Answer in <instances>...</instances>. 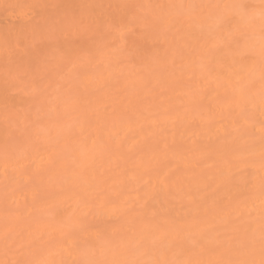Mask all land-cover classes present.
<instances>
[{"label": "bare ground", "instance_id": "1", "mask_svg": "<svg viewBox=\"0 0 264 264\" xmlns=\"http://www.w3.org/2000/svg\"><path fill=\"white\" fill-rule=\"evenodd\" d=\"M78 1L98 14L103 0ZM114 3L118 17L91 15L97 42L40 63L41 81L12 68L0 82V262L208 264L233 250L259 264L264 0ZM6 6L4 20L28 13ZM241 158L247 174H232ZM220 223L239 250H212Z\"/></svg>", "mask_w": 264, "mask_h": 264}, {"label": "rangeland", "instance_id": "2", "mask_svg": "<svg viewBox=\"0 0 264 264\" xmlns=\"http://www.w3.org/2000/svg\"><path fill=\"white\" fill-rule=\"evenodd\" d=\"M49 1L50 0H46V1H44V4H43L42 0H0V3H1L0 4V12H1V10L3 11L7 7L6 5L10 6V4H15V2H17L18 4H24L27 7V9H28V13H26V14H24L22 16H17V17H20L22 19H18V18H15V17L11 16L10 18L7 17L8 19L4 20V17L1 18V16H3L2 15L3 13H0V21H1L0 23H2L0 25V27H3V25H4L2 30H0V36H4V37H0V41H1L0 42V82L1 83L6 81V79H5L6 77L5 76L8 75V72L12 71V68H19L20 70L21 69L22 70L23 69H27V74L25 73L26 72L25 71L24 73H22L21 76L19 75L21 78H23L22 76L24 74H25L24 75L25 77L30 74L29 77L31 76L32 79L41 81L40 78L42 76L39 77L41 73H38L39 70H40V68H38V67L44 65L45 61L50 63L51 59L49 57H56V56L63 57L64 56L69 61L73 55H75V54L80 52L79 50H75V51L71 52L69 50L70 48L73 49V47H75V49H76V48H78L80 46L82 47L83 46L82 44H86L87 41L88 42H90V41L93 42L95 38H99V35L96 34V32H95L96 30L98 31V29H97V27L96 28L94 27V22H97V20H96L97 17L94 16L96 18V19H94V17L92 18V16H91V15L97 14V12H98L97 10L94 11V9H92L91 13H93V14H90V12L88 13V11H85V9L81 10L80 8H82L84 6L78 7L77 4L79 5V1L76 2V3L74 2V1H77V0H74V1L73 0H51L53 2H51V1L49 2ZM98 1L101 2L102 0H98ZM119 1H122V0H119ZM54 2H56V3L54 4ZM102 2L104 3L105 0H103ZM102 2H101V6L102 7L98 8L99 9V13L97 15L101 16L100 15V10H102V8H103V12H101V13L103 15H104V13L107 15V16L104 15V17L107 20H110L112 18L110 16V15H112L111 14L112 12H113V15H116L118 12L120 13V14H118V16L121 15L120 10L118 9L119 5H117L118 7H115L116 6L115 3H114L115 5L111 4V2H116L117 3V0L107 1V2H110V3H106L105 2L104 4ZM40 3L43 5L42 7H41ZM112 5H114L113 6L114 8H112ZM84 8H86V7H84ZM120 9H121V7H120ZM86 10H88V9H86ZM117 10H118V12H115ZM84 11H85L86 15L90 14L89 15L90 19H88L89 16L87 17L85 15ZM78 16H80V17H78ZM81 16H83V17L81 18ZM118 16L116 15V17H118ZM104 17L103 18L100 17L101 22H103ZM108 18H110V19H108ZM88 20H91V22H89ZM92 21H94V22H92ZM75 22H76V24H72V23H75ZM97 23H99V25L101 24L100 21H98ZM30 24H34L33 27L36 26V27H34L33 31L30 30V26H31ZM71 24L73 25L72 27H70ZM97 25L98 24H96V26ZM132 26H133V30H132L133 32L132 33H128V34L126 33L124 35L126 37V39L124 37L125 41L130 40V38H132V39L134 38L135 39V37H136L135 35H136V30L138 29V27H137L138 25L134 24ZM94 28H95V31L93 30ZM99 28H100V26H99ZM98 32H99V34H102V33H100L101 32L100 30ZM103 36H104V34H103ZM103 36H101V37H103ZM1 39H3L4 41L1 40ZM96 40L97 39H95L94 43L97 42ZM132 41H134V40H132ZM136 41L137 40L135 39V42ZM246 52L248 53V51H246ZM242 58H244L243 59L244 61H245V59L247 60L246 56H244ZM248 58H250V57H248ZM25 62L27 64H24ZM75 64H77V63H75ZM23 65L24 66L26 65V66L24 67ZM45 65H47V64H45ZM206 65H208L207 68H210V66H211V68L214 67V66L212 67L213 64H211V63H207ZM42 67H44V66H42ZM35 69H39V70H35ZM33 72H35V73H33ZM32 73L34 75H32ZM20 74H21V72H20ZM41 75H43V74H41ZM11 94H12V92H10V95ZM143 100L145 102L146 99H143ZM46 104L43 105L44 108H42V110L45 109L47 111H50L49 109H52V105H51L50 108L47 109V105ZM48 104H51V103L48 102ZM19 108H21V107H19ZM2 122H3V120H0V125H2L4 123V122L3 123ZM4 126H6L5 123H4ZM2 128L3 127L0 126V130ZM4 134H5V132H4ZM208 143H210V142H208ZM208 146L211 147V145H208ZM208 146H206L207 150H208ZM205 159L206 158L199 157V160H198V158H197V160L199 162L201 161V163L196 161V162H198L197 166H199V168L200 167L202 168L200 170L203 173H205L204 171L209 170L207 167H209V168L211 167L212 168V166H213V165L210 164V162H208V160L206 162ZM208 159L210 160V158H208ZM230 160H231V158H230ZM231 161H235V160H231ZM237 161H239L237 163H239L241 165V167H242V168L239 167V168H241V170L238 168L239 170L235 169L236 171L235 170L232 171V172L235 171V173H232L231 171L230 172L232 174H236V173H238V172H240L242 170L243 171L247 170L245 172L247 174V172H248L247 168L250 167L249 164H250L251 158L245 159V160H243L241 158V159H239ZM208 163H209V165H208ZM205 164L208 165V166L205 167L204 166ZM242 164H244L245 167L242 166ZM100 167L101 166H98V168H100ZM235 168H237V167L235 166ZM231 173H228V174H231ZM228 174H226V175H228ZM236 176H238V175H236ZM237 217L240 218L239 215ZM237 217L233 218V217L230 216V219L232 218L231 219V223L232 224H233V221L237 222V220H236ZM100 219L101 218H98V219L94 220V222L95 221L97 222V220L102 222L103 218L101 220ZM110 219L111 218H106V223H105V221H104L105 218H104V220H103L104 224H102V223L100 224V222H97V223H99L98 225H100V226L101 225H105L107 223H112L113 219H111L112 222H111ZM230 219H229V223L227 222L228 226L231 225L230 224ZM107 220H110V222H107ZM236 222H234V224ZM221 223H223V222L221 221ZM221 223H220V228L221 229H217V226H216L215 230L216 231L219 230V232L217 231V233H220V231H221L222 235H225V233H226L225 230L228 231L227 235H226L227 237L224 236V238L221 239L223 236H221V234H220V236L218 238V234H217V238L213 237V239H212L211 235L209 233H211V231H213V230L210 229L211 231L210 232L208 231L207 234L211 238L210 240L212 241V245L214 244L212 246L213 247L212 250H214L217 246H219V247L220 246L221 247L224 246V248H225V246H227V248H229V249L233 246L234 247V248L232 247L233 249L237 248L236 250H239V248L236 247V246L239 245L238 243H240V242H237L239 240H237L234 237L235 235H233L235 232H237V230H235V231L233 230L232 231L233 233H232L230 231V229L227 230L228 229L227 226H226L227 223H225V221H224V223L226 225L225 224H221ZM239 223H241V222H239ZM234 224H233V226H234ZM223 225H224V227L226 229L222 227ZM228 233H230L231 236L230 235L228 236ZM211 234H212V236L215 235V233L213 235V232ZM237 236L239 237V235H237ZM229 237H230L231 241H233V242L230 241L231 242L230 243V242L226 241V240H230V239H226V238H229ZM214 239L216 241L218 239H220L222 241V243H221L220 240H218L219 242L217 241V243H218V245H217L216 241L214 242ZM234 239H236V240H234ZM206 241H209V238ZM219 243L221 245H219ZM225 243L226 244L229 243V246L232 244V246L229 247L228 244L226 245ZM236 243H237V245H236ZM242 245H243V243H242ZM244 245H246V244H244ZM241 248H243V247L241 246ZM227 252H229V250H227ZM232 253L233 254H231V251H230V254H231L230 256L233 255L232 257H230V256L227 257L229 260H232L230 258H234V254L235 253H234L233 250H232ZM138 254L140 256L142 255V253L137 252V255ZM236 254H237V252H236ZM239 254H240V252H239ZM241 254H240V257H242ZM235 256L236 257L234 259L241 260L238 255H235ZM237 257H239V259Z\"/></svg>", "mask_w": 264, "mask_h": 264}, {"label": "snow or ice", "instance_id": "3", "mask_svg": "<svg viewBox=\"0 0 264 264\" xmlns=\"http://www.w3.org/2000/svg\"><path fill=\"white\" fill-rule=\"evenodd\" d=\"M262 102H264V88H262ZM245 245H242L244 247ZM261 260L259 264H264V225H262L261 230ZM0 264H7L6 261L0 262ZM16 264H22V262L17 261ZM30 264H42L40 261H32ZM158 264H169L167 261L158 262ZM180 264H201V262H193V261H183ZM208 264H256L253 260H218L208 262Z\"/></svg>", "mask_w": 264, "mask_h": 264}]
</instances>
